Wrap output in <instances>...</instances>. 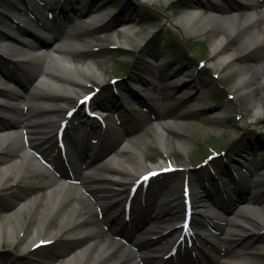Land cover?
I'll list each match as a JSON object with an SVG mask.
<instances>
[{
  "label": "bare ground",
  "instance_id": "6f19581e",
  "mask_svg": "<svg viewBox=\"0 0 264 264\" xmlns=\"http://www.w3.org/2000/svg\"><path fill=\"white\" fill-rule=\"evenodd\" d=\"M154 1L159 0H141L139 9L143 10L148 3ZM164 1L170 4L176 0ZM216 4L211 0H193L188 9L177 18V23L187 36L220 31L214 35L211 47L214 59L223 64L220 67L212 62L211 66L237 70L238 84L251 94L256 115H264V106L259 98L263 93L257 90L264 82V2L216 0ZM25 9L23 3L7 5L0 20V53L10 62L25 65L29 72L22 79L14 78L12 71L0 73V119L8 121L0 127V192L7 189L9 175L18 179L32 170L34 173H44L49 180H43V193L31 192L29 197L19 200L11 210L0 212V245L4 241L6 225L11 231L9 239L24 246L23 255L31 251L35 241L44 240L42 235L49 236L46 240L66 235L77 241V245L65 254V264H160L181 235L177 228L179 222L160 227L146 226L127 241L116 237L121 231L119 220L128 203L124 191L129 182L135 180L130 172L141 176L146 172L141 166L140 152L133 142L122 137L116 140L122 146V151H133L134 160L112 155L113 144L108 146L105 153L97 152L99 149L95 146L85 147L83 151L87 152L89 162L83 159L81 149L70 155L69 161L79 165L78 169L81 170L76 185L72 184L75 178H71V181L70 178L57 177L37 158L39 151L46 150L53 143L51 128L58 127L67 119L56 118L57 99L74 95L77 83L88 81V76L101 82H104V77L92 62H87L84 66L75 64L72 55L82 47L71 32L60 33L54 22L31 13L26 14L23 12ZM72 10L70 7L67 9L69 13ZM90 11V26L102 27L118 17L113 10H106L104 7H94ZM239 11L245 12L243 18ZM26 15L30 17L26 23L29 29H19L16 20L26 19ZM136 23V19H124L122 26L135 40L123 37L118 42L126 46L135 45L139 51H143L149 35L138 37ZM225 29L231 32L230 39L223 32ZM232 41H237L238 44L234 47ZM253 72L256 73L254 77ZM132 79L136 80L138 77ZM98 103L95 102V105ZM29 108L34 110L29 112ZM226 111L228 108H224L221 114ZM43 113L49 124L45 132L40 129L42 123L36 121ZM125 123L128 121L125 120ZM156 124V136L163 151L167 152L174 140L186 143L180 117L159 114ZM24 135L30 136L24 140ZM104 169L110 174L105 175ZM251 170L253 180L247 186L250 193L245 201H240L236 192L231 190L230 200L219 205L209 198L215 189L212 184L209 187L204 183L194 185L196 190L204 189L203 193L205 192L198 196L194 189L197 219L194 237L198 238L202 246V264H260L258 254L248 251L246 245L250 238L264 234V207L256 201L264 192V168L258 169L257 164L253 163ZM43 195L44 205L39 206ZM169 199L175 202L174 211H183V200L164 197V200ZM87 204L91 207L90 213L93 209L95 213L87 215ZM103 206L107 209L101 219L95 214ZM30 207L37 223L30 228L22 227L19 232L24 231V235L20 238L13 221H18L23 211L30 210ZM158 211L161 212V207ZM112 220L115 224L108 229L106 225ZM56 221L61 224L60 231L49 228ZM205 222L211 223L213 228L204 225ZM151 236H170L171 240L139 248L140 241Z\"/></svg>",
  "mask_w": 264,
  "mask_h": 264
},
{
  "label": "rangeland",
  "instance_id": "374dc122",
  "mask_svg": "<svg viewBox=\"0 0 264 264\" xmlns=\"http://www.w3.org/2000/svg\"><path fill=\"white\" fill-rule=\"evenodd\" d=\"M17 1L26 3L43 18L52 19L58 32H71L72 37L82 47L72 55L75 64L84 66L87 62H92L104 77V82H101L88 76V81L77 83L74 95L62 97V100L57 99L56 118H63L68 109L76 106L78 97L84 93L99 90L95 101H100L101 107L108 104L112 106L106 100L108 98L117 101L112 92L114 85L120 90L127 91L126 82L131 77L140 76L147 69L161 68L170 71L162 75L163 79L154 98L143 103L142 99L136 100V103L141 104L133 105L129 111L110 109L105 129L98 121L87 120L85 125L82 124L86 122V119L81 117L82 114L70 120L72 136L83 149L91 145V140L98 143L96 149H99L97 150L99 153H105L108 146L113 144L112 155L117 154L134 160L133 151L131 149L122 151V146L116 141L122 137L136 145L140 152L141 166L145 170L166 163H172L178 168L170 173V179H151L149 183L143 182L138 186L133 199L131 213L133 220L127 224L125 237L130 238L134 232L133 227L143 226L148 221L158 227L179 222L183 213L174 211L175 202L170 199L164 200V197L181 199L183 183L186 180L194 185L197 183L214 185L216 190L212 192L211 199L219 202L223 197V194L218 195L222 190L221 184L228 186V189L244 190L253 179L247 177L244 162L257 160L264 166V115H256V106L252 105L251 94L245 92L243 86L238 84L237 70H223L211 66L212 62L220 67L223 64L214 59L211 47L214 35L220 31L208 35L187 36L177 23V18L188 9L189 3L193 0H176L170 4L159 0L148 3L143 10L139 9L141 0H0V19L5 7L16 5ZM67 2H70L72 7L77 5L84 10L104 7L106 10H113L118 17L114 22L102 27L90 26L86 18L62 13L61 8L66 10ZM239 13L242 18L245 16V12ZM125 18L137 20L138 37L149 35L143 51H139L135 45L126 46L118 42L123 37L135 40L121 28ZM223 32L229 39L231 38L232 34L228 29ZM232 43L234 47L238 44L237 41ZM199 61H204L205 65L201 67ZM0 66L4 70L12 71L13 75L20 79L29 73L25 65L10 62L2 56ZM178 72L190 74L187 87L180 86ZM255 74L253 72L252 77ZM113 79L119 81L112 85ZM257 90L263 93L259 98L264 106V82ZM146 91H149V88H146ZM125 95L129 96L128 93ZM224 108H228V111L221 114ZM33 110L29 108V112ZM159 114L182 119L185 144L174 140L169 150L163 151L155 130L157 125L155 118ZM124 119L128 123H125ZM0 120L5 124L8 122L6 119ZM36 121L42 123L40 129L43 132L48 130V118L44 113ZM51 130L54 132V128ZM68 147L69 154H74L77 146L71 142ZM214 151L219 156L211 158ZM61 153L53 133V143L43 152V156L50 159L61 175H68ZM38 157L43 158L40 155ZM103 173L110 174L107 169H104ZM130 173L134 179L138 178V174ZM74 174L78 177L79 170L75 169ZM44 179L49 180V177L44 173H34L32 170L22 174L18 179L14 175H9L7 189L0 192V210L15 207L19 200L29 197L31 192L43 193ZM132 182H129V185ZM129 185L124 191L126 197L130 195ZM246 198L248 197L245 195L244 199ZM44 200L43 195L39 206L44 205ZM256 201L264 207V192ZM160 207L161 212L158 211ZM90 208V205H85L87 215L95 213L94 209L90 213ZM101 209L103 211L99 208L95 215L102 217L106 213V206ZM13 222L20 238L24 235V231L19 232L22 227L30 228L37 223L31 207L30 210L23 211L18 221ZM119 222L125 224L123 216ZM109 225L108 223L107 227ZM60 227L59 221L49 225L50 229L57 231H60ZM10 234V227L5 225L4 241L0 245V264H54L56 261L65 264L63 257L77 244L68 236L61 235L49 246L33 249L27 255H23L24 246L20 242L10 240ZM184 245L179 246L175 257L168 259V264H186L184 262L186 259L193 261H190L191 264H200L196 251H183ZM246 248L257 253L259 263L264 264V234L250 238Z\"/></svg>",
  "mask_w": 264,
  "mask_h": 264
},
{
  "label": "snow or ice",
  "instance_id": "6c2138e0",
  "mask_svg": "<svg viewBox=\"0 0 264 264\" xmlns=\"http://www.w3.org/2000/svg\"><path fill=\"white\" fill-rule=\"evenodd\" d=\"M83 103V102H82ZM153 175H155V173H153Z\"/></svg>",
  "mask_w": 264,
  "mask_h": 264
}]
</instances>
